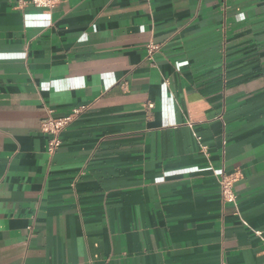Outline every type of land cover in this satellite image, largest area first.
I'll return each mask as SVG.
<instances>
[{
  "label": "crops",
  "instance_id": "obj_1",
  "mask_svg": "<svg viewBox=\"0 0 264 264\" xmlns=\"http://www.w3.org/2000/svg\"><path fill=\"white\" fill-rule=\"evenodd\" d=\"M262 262L264 0H0V264Z\"/></svg>",
  "mask_w": 264,
  "mask_h": 264
},
{
  "label": "built area",
  "instance_id": "obj_2",
  "mask_svg": "<svg viewBox=\"0 0 264 264\" xmlns=\"http://www.w3.org/2000/svg\"><path fill=\"white\" fill-rule=\"evenodd\" d=\"M55 0H17V7L21 8L26 3H31L34 6L42 7L46 9H50L54 5ZM156 46L154 44H148L147 46V54L149 57L153 53ZM85 105L77 106L71 110V112L63 117H54L52 115V110L47 108V116L41 122V128L44 132L50 134V138L47 143V151L53 152L54 149L60 144V133L63 128L76 116H78L84 109ZM147 108L153 107L152 102H148L146 104ZM187 125L192 129L193 123L189 120L186 121ZM193 136L197 142L199 147V151L204 155L208 156L209 152L207 149V145L201 140V137L193 132ZM239 177V172H223L221 171L217 176V183L220 188V196L224 202L235 203L236 195L233 190L234 183ZM258 233V232H257ZM264 264V262L260 263Z\"/></svg>",
  "mask_w": 264,
  "mask_h": 264
}]
</instances>
